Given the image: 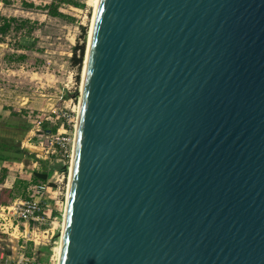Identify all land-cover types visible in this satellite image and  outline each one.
Listing matches in <instances>:
<instances>
[{
    "label": "water",
    "instance_id": "water-1",
    "mask_svg": "<svg viewBox=\"0 0 264 264\" xmlns=\"http://www.w3.org/2000/svg\"><path fill=\"white\" fill-rule=\"evenodd\" d=\"M58 264H264V0H98Z\"/></svg>",
    "mask_w": 264,
    "mask_h": 264
},
{
    "label": "rangeland",
    "instance_id": "rangeland-1",
    "mask_svg": "<svg viewBox=\"0 0 264 264\" xmlns=\"http://www.w3.org/2000/svg\"><path fill=\"white\" fill-rule=\"evenodd\" d=\"M51 1L0 0V17H14L18 23L29 21L24 24L23 30L13 29L0 36V105L12 113L18 111L19 121L29 128L42 108L48 109L55 105L61 108L68 106L70 109L75 107L78 110L93 7L91 0H74L83 6L60 4V11L69 18L51 17L44 8ZM77 44H83L85 48L80 66L72 60L73 48ZM18 55H25V58H18ZM60 96H63L61 100ZM25 97L29 98L27 103ZM18 190L21 192V185ZM50 204L51 212H55V215L60 212V215L54 228L56 237L41 250L40 258L45 264H49L53 247H58L60 243V225L64 212L63 199L57 205L52 201ZM24 251L30 254L32 246L28 244L20 248L16 239H10L0 232V264H5L6 256L15 259Z\"/></svg>",
    "mask_w": 264,
    "mask_h": 264
},
{
    "label": "built area",
    "instance_id": "built-area-1",
    "mask_svg": "<svg viewBox=\"0 0 264 264\" xmlns=\"http://www.w3.org/2000/svg\"><path fill=\"white\" fill-rule=\"evenodd\" d=\"M62 98L63 96L59 97L60 100ZM77 113L75 107L70 109L68 106L61 108L52 105L46 111H42L34 122L36 131L45 121L56 126L55 132L48 133L45 142L33 144L36 146L34 150L36 159L57 163L58 167L51 172L45 182L32 187L29 198H16L7 205H0V232L8 235L10 239L21 241L20 248H24L25 243L32 246L30 254L24 251L15 259L6 256L5 264H45L40 258L41 250L51 244L53 237H56L54 228L60 215V212L56 215L55 212L54 214L51 212L50 201L57 205L63 199L65 208ZM49 264H55L53 254L49 257Z\"/></svg>",
    "mask_w": 264,
    "mask_h": 264
},
{
    "label": "crops",
    "instance_id": "crops-1",
    "mask_svg": "<svg viewBox=\"0 0 264 264\" xmlns=\"http://www.w3.org/2000/svg\"><path fill=\"white\" fill-rule=\"evenodd\" d=\"M28 101L29 98L25 97V103ZM45 110L47 109H40L39 114ZM17 112L12 113L0 105V190L14 188L13 199L21 198L22 195L30 197L31 186L26 187L25 190L22 188L20 192L18 190L20 184L17 182L30 183L33 171L40 168V161H45L35 157L36 146L31 142V137L36 132L34 123L31 128L25 129L19 121ZM46 162L49 166L55 164ZM20 244H22L21 241L18 242V246ZM27 245V243L24 244L26 247Z\"/></svg>",
    "mask_w": 264,
    "mask_h": 264
},
{
    "label": "trees",
    "instance_id": "trees-1",
    "mask_svg": "<svg viewBox=\"0 0 264 264\" xmlns=\"http://www.w3.org/2000/svg\"><path fill=\"white\" fill-rule=\"evenodd\" d=\"M60 4H70L74 7H81L83 4H80L74 0H52L49 4L45 5L44 8L46 10L47 15L51 17H68L64 13L60 11ZM69 18V17H68ZM71 19V18H70ZM16 22L15 25H13ZM25 23H29L28 20H22L20 23L17 22V19L14 17H0V36L6 35L11 30H23V26ZM26 49L28 47H25ZM84 45L83 44H77L73 48V63L75 65L80 66L82 62V58L84 55ZM18 58H25V55H18ZM30 126L26 125L25 129H29ZM56 126L51 124L48 121H45L40 126V129L35 132V134L31 137V142L34 144H39L42 142H45L46 137L48 133L55 132ZM58 164L55 163L54 165L49 166L46 161H40V168L37 170H34L32 173V179L30 183L26 182H17V184H20L21 187L25 190L26 187L31 186L30 193H32V187L45 182L48 177L50 176L51 172L54 170V168H57ZM16 184V185H17ZM14 188H2L0 190V205H7L10 203L13 198L15 197ZM24 197L23 199L28 198L26 195H22ZM28 254V253H27Z\"/></svg>",
    "mask_w": 264,
    "mask_h": 264
},
{
    "label": "bare ground",
    "instance_id": "bare-ground-1",
    "mask_svg": "<svg viewBox=\"0 0 264 264\" xmlns=\"http://www.w3.org/2000/svg\"><path fill=\"white\" fill-rule=\"evenodd\" d=\"M97 2H98V0H91L92 7H93V13H94L95 8L97 6ZM92 20H93V16H92ZM90 31H91V29H90ZM89 35H90V33H89ZM78 107H79V103H78ZM76 125H77V119H76V122H75V127H76ZM62 231H63V226H61V233H62ZM59 240L60 241H58V243L59 242L60 243H59L58 247H56V246H55L56 248L53 247V259L55 261V264H58V261H59V258H60V252H61V236H60V239Z\"/></svg>",
    "mask_w": 264,
    "mask_h": 264
}]
</instances>
